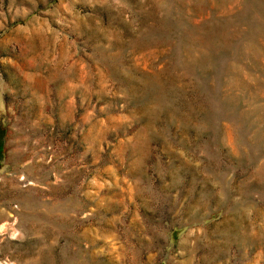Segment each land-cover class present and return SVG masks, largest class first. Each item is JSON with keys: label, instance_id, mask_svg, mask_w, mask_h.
Masks as SVG:
<instances>
[{"label": "rangeland", "instance_id": "374dc122", "mask_svg": "<svg viewBox=\"0 0 264 264\" xmlns=\"http://www.w3.org/2000/svg\"><path fill=\"white\" fill-rule=\"evenodd\" d=\"M0 264H264V0H0Z\"/></svg>", "mask_w": 264, "mask_h": 264}]
</instances>
